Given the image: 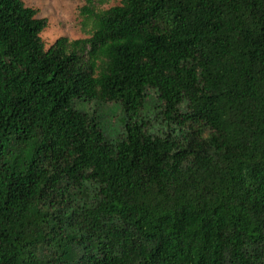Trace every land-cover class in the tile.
I'll return each mask as SVG.
<instances>
[{"label":"trees","instance_id":"16d2710c","mask_svg":"<svg viewBox=\"0 0 264 264\" xmlns=\"http://www.w3.org/2000/svg\"><path fill=\"white\" fill-rule=\"evenodd\" d=\"M98 2L0 0V264H264V0Z\"/></svg>","mask_w":264,"mask_h":264},{"label":"rangeland","instance_id":"374dc122","mask_svg":"<svg viewBox=\"0 0 264 264\" xmlns=\"http://www.w3.org/2000/svg\"><path fill=\"white\" fill-rule=\"evenodd\" d=\"M87 0H23L30 7L38 9V16L48 19V26L41 33L47 47L55 42L60 36H66L69 39H77L88 36L82 25L80 8ZM98 2V0H96ZM120 0H107L102 7L118 4ZM99 3V2H98ZM157 98L152 92L146 98L142 113L144 116H152L155 113ZM74 106L84 111H97L101 126L105 135L109 139H115L120 136L128 115L124 112L120 102H102L99 100H76ZM6 143L5 147H9ZM26 153L23 157H29ZM9 157V154L6 158Z\"/></svg>","mask_w":264,"mask_h":264}]
</instances>
